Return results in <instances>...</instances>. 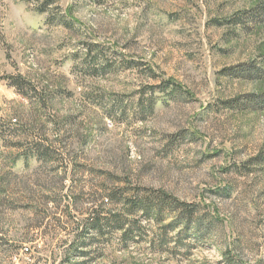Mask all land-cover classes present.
I'll return each mask as SVG.
<instances>
[{"label":"rangeland","instance_id":"1","mask_svg":"<svg viewBox=\"0 0 264 264\" xmlns=\"http://www.w3.org/2000/svg\"><path fill=\"white\" fill-rule=\"evenodd\" d=\"M0 264H264V0H0Z\"/></svg>","mask_w":264,"mask_h":264},{"label":"trees","instance_id":"2","mask_svg":"<svg viewBox=\"0 0 264 264\" xmlns=\"http://www.w3.org/2000/svg\"><path fill=\"white\" fill-rule=\"evenodd\" d=\"M148 211H151V213H153V212H155V213H153V215H155V216H157L158 215V213H159V209H157V207H154L152 210H149L148 209ZM153 211V212H152ZM149 213V212H148ZM152 215V214H151Z\"/></svg>","mask_w":264,"mask_h":264}]
</instances>
